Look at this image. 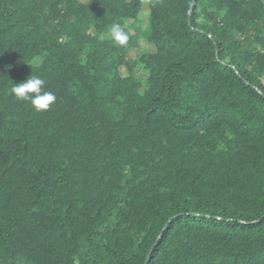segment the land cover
I'll list each match as a JSON object with an SVG mask.
<instances>
[{"label":"trees","instance_id":"obj_1","mask_svg":"<svg viewBox=\"0 0 264 264\" xmlns=\"http://www.w3.org/2000/svg\"><path fill=\"white\" fill-rule=\"evenodd\" d=\"M0 264H264L263 0H0Z\"/></svg>","mask_w":264,"mask_h":264},{"label":"clouds","instance_id":"obj_2","mask_svg":"<svg viewBox=\"0 0 264 264\" xmlns=\"http://www.w3.org/2000/svg\"><path fill=\"white\" fill-rule=\"evenodd\" d=\"M102 40L104 36L100 37ZM107 38L116 46H126L128 34L120 23L113 22L108 30ZM45 80L38 75H30L21 83H13L10 93L19 101L28 102L36 112L47 111L57 100L54 93L44 90Z\"/></svg>","mask_w":264,"mask_h":264},{"label":"rangeland","instance_id":"obj_3","mask_svg":"<svg viewBox=\"0 0 264 264\" xmlns=\"http://www.w3.org/2000/svg\"><path fill=\"white\" fill-rule=\"evenodd\" d=\"M123 28L129 37L137 40V46L128 54L129 60L132 62L131 70L124 67L120 72L123 76L131 74L137 77L145 85L148 72L144 69L142 64L137 62V59L143 53L155 51V47L151 45L145 37V32L149 28V6L147 2L144 3L138 18L125 21Z\"/></svg>","mask_w":264,"mask_h":264}]
</instances>
